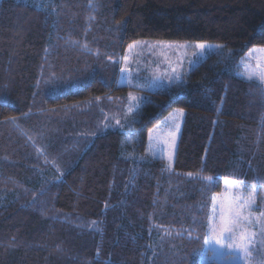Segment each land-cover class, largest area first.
Returning a JSON list of instances; mask_svg holds the SVG:
<instances>
[{
    "label": "trees",
    "instance_id": "obj_1",
    "mask_svg": "<svg viewBox=\"0 0 264 264\" xmlns=\"http://www.w3.org/2000/svg\"><path fill=\"white\" fill-rule=\"evenodd\" d=\"M140 39L224 48L149 92L131 127L95 132L122 108L96 102L127 86L94 70L119 67ZM253 47H264V0H0V264H224L196 259L202 191L225 178L264 186V87L239 65ZM175 108L169 168L145 143Z\"/></svg>",
    "mask_w": 264,
    "mask_h": 264
},
{
    "label": "snow or ice",
    "instance_id": "obj_2",
    "mask_svg": "<svg viewBox=\"0 0 264 264\" xmlns=\"http://www.w3.org/2000/svg\"><path fill=\"white\" fill-rule=\"evenodd\" d=\"M140 43L139 41H134L129 44L128 51L132 52ZM157 46H161L165 49H172L174 51H179L181 49L186 50L189 47L186 44H172L165 41H158L156 45H152L151 47ZM209 47H213V45H209L205 42L196 43L195 49L199 50V52L192 51L191 55L196 56L197 60H190L189 64L199 63L200 57L205 54V50ZM214 47L222 50L224 45L216 44ZM256 52L264 53V48L253 49L248 53L249 59L242 60V63L245 65V72L241 75L248 81L256 80L261 85H264V62L257 59L255 65L250 63V58ZM160 54L164 56V60L171 70V75L154 72L153 77L159 78L160 75H164V78L170 82L174 79L180 80L181 72L179 69L183 63L182 59L173 64L166 53L161 52ZM123 62L124 66L120 68V72L128 74V83L131 85L133 76L129 65L138 61H133L128 56H124ZM138 86L145 87V84L142 83ZM144 99L145 98L133 95L132 92H129V103L123 116L125 124L129 127L136 123V115H138L139 108ZM182 116L183 109H176L175 113L165 118L164 123L168 131L163 136L156 131V129L160 127L159 125L149 132V139L154 141L150 144V150L153 154H155V150L160 144L163 143L168 146L169 168L171 167L172 150L175 148L176 133L179 132L180 127L178 121ZM116 124L121 125V127L124 126L121 124L119 118H116ZM108 126L109 125H105V127ZM153 132L156 133L155 137H153ZM127 142H131V137L126 143ZM202 179L210 182L213 178L207 176L202 177ZM223 182L226 186L225 191L213 197L212 215L208 218V222L205 225L207 231L204 233L202 244L210 257L223 255L224 250L228 249L238 252L241 257L246 260L251 255L250 248L257 234L252 230L253 226L259 225L261 231L264 232V210L259 211V213L255 210L258 207V194L264 193V186H260L256 183L246 184L244 180L234 181L230 178H225ZM261 199H264V196H262ZM189 235H191V232H189ZM199 239L200 237H197V240ZM228 258L235 259L236 257L230 256Z\"/></svg>",
    "mask_w": 264,
    "mask_h": 264
},
{
    "label": "rangeland",
    "instance_id": "obj_3",
    "mask_svg": "<svg viewBox=\"0 0 264 264\" xmlns=\"http://www.w3.org/2000/svg\"><path fill=\"white\" fill-rule=\"evenodd\" d=\"M137 41H139L141 43L139 45H137V47L134 48L132 52L128 51V46H127L124 53L119 55V57H120L119 67L117 65H115L113 67L107 66V71H106L105 68H103V66H101V67H98L96 70H94V72L97 73L98 76H102L105 73H106V75H109L108 78L101 79V81L103 83L107 84L106 86H110V84H113L114 78L115 79L117 78L116 79L117 85L127 86V88H126L127 91L124 95L123 94L121 96L120 95H117V96L109 95L108 97L106 96L108 101H104L105 98H102V99H100L101 102H98V103L96 102V104H98V106L100 105L99 106L100 111L106 112V110L108 108H111V107L113 110H115L116 107H120V106H122V108H121L120 114L117 112H106L102 118H97L96 119V125L97 126L95 127V132H98L99 130H100L99 133L102 132V129H98V128H101V125L104 127H105V125H109L107 128H112V129L123 128V127H121V125L116 124V118H119L121 120V124H123V125L125 124L123 116H124V112L126 111L127 105L129 103V101H128L129 92H132L133 95L145 98L143 100V102L141 103V106H142V104L147 100L149 92H154V91H158V90H165V89H167L173 85H176V84L182 82L183 79L190 72H192L195 68H197L209 55H211L212 53H217V52L221 51V49H217L214 47V45L219 44V43L205 42L209 45H213V47H209L205 50V54L202 57H200L199 63L189 64L190 60H193V61L197 60V57L191 55V52L192 51L199 52V50L195 49V44L198 42L165 41V40H153V39H140ZM158 41H165V42L172 43V44H186L189 47L186 50L181 49L179 51H174L172 49H165V48H162L161 46L151 47L152 45H156V43ZM259 48H264V47H253V48L249 49L242 57H240V59H239V65L241 68L240 74L245 72V65H244V63H242V60H248L249 59L248 53L250 51H252L253 49H259ZM161 52L166 53L167 56L169 57V59L173 62V64H175L178 60L182 59L183 63L179 69L181 72L180 80L174 79L173 81L170 82L169 80L164 78V75H160L159 78L153 77L154 72L171 75V70H170L168 64L165 62L164 56L160 54ZM124 56H128L133 61H138V62H133L129 65V68H130L132 76H133V81H132L131 85L128 83V74L120 72V68L124 66V62H123ZM94 57L96 58L97 55H95ZM98 57H99V55H98ZM104 59H106V58H104ZM257 59H260L262 62H264V53H259V52L254 53L253 56L250 58V63L252 65H255L257 63ZM107 62H108V60H107ZM241 77L246 79L243 75H241ZM253 81H256V80H253ZM142 83L145 84V87H139L138 86L139 84H142ZM148 85H150V86H148ZM261 86L264 87V85H261ZM111 102L116 103V107L111 106L110 105ZM141 106H140V108H141ZM90 107H91V104H89V105L84 104L83 106L78 107V109H76V110L80 112L82 110L90 109ZM176 109H179V108H175V109L171 110V112L168 115H166L165 117L160 119L152 128H150L148 130L147 137H146V143H145V153L147 155H149L150 157L164 159V161L167 163V165H169V148H168V146L163 144V143L160 144L157 147V149L155 150V154H153L152 151L150 150V144H152L154 141L149 139V132H150V130L156 128L157 125H159L160 127L158 129H156V131L159 132L161 136L165 135L166 132L168 131L167 128L165 127V123H164L165 118L169 117L170 114L175 113ZM183 118H184V111H183V116L178 121L180 127H179V132L176 133L175 146H176L178 135H179L180 130H181ZM103 130H105V129H103ZM126 130L128 131L127 128L124 129V131H126ZM81 131L83 132V134L86 133V135H88V133L93 135V133H94V132H90L89 129H81ZM155 135H156V133L153 132V137H155ZM174 150H175V148L172 150V158H173ZM172 158H171V161H172ZM211 182L213 183V180H211ZM212 183H210V184L212 185ZM225 188H226V186L224 185V182H223L219 192H213L210 190L202 191V196H209L210 197L209 198L210 209H209V213H208V218L212 215L213 197H216L218 194L223 193L225 191ZM262 196H264V193L258 194V198H257L258 207L255 209L257 211V213H259V211H261V210H264V199H261ZM202 201L204 203L205 198H203ZM207 222H208V220H207ZM252 230L255 231L257 234L252 241V245L250 248L251 255L246 260L243 259L238 252L231 251L228 249L224 250L223 255L210 257L209 254L206 252L204 246H202L201 253H199V255H197L196 259L200 263L215 260L217 262L224 263V264H264V232L261 231L259 225H254ZM206 231H207V229L205 228V232ZM191 245H193V250L196 251L198 248L197 243L193 242ZM230 256H235L236 258L235 259H229L228 257H230Z\"/></svg>",
    "mask_w": 264,
    "mask_h": 264
},
{
    "label": "crops",
    "instance_id": "obj_4",
    "mask_svg": "<svg viewBox=\"0 0 264 264\" xmlns=\"http://www.w3.org/2000/svg\"><path fill=\"white\" fill-rule=\"evenodd\" d=\"M75 54H76V53H75ZM94 56H95V54H94V53L87 54V55H86V57L83 59V63H82L81 65H79V67H80V66H83V67H85V66H84V64H86V63L90 62V61H91V59H93V58H94ZM74 57H75V58H77V56H75V55H74ZM74 68H78V65H77V66H75ZM85 69H86V68H85ZM86 71H87V69H86ZM86 71L84 70V68H81V70H80L81 74L87 73ZM67 80H69V79L67 78ZM64 81H65V80H64ZM65 88H66V89H68L67 82L65 83Z\"/></svg>",
    "mask_w": 264,
    "mask_h": 264
}]
</instances>
